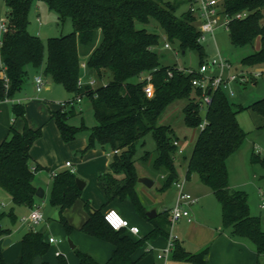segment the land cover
<instances>
[{
    "label": "trees",
    "instance_id": "1",
    "mask_svg": "<svg viewBox=\"0 0 264 264\" xmlns=\"http://www.w3.org/2000/svg\"><path fill=\"white\" fill-rule=\"evenodd\" d=\"M43 1L61 21L70 19L73 31L50 38L44 44L38 36L28 32L33 0H4L8 24L1 57L7 88L0 77V101L12 99L22 88L27 67L39 68L45 57L44 76L74 96L72 105L64 113L51 114L63 142L73 141L79 131L66 124V120L75 115L73 103L76 98L89 101L95 124L89 129L84 151L96 145L117 151L109 165L111 173L98 176L99 188L107 203L128 199L136 213L153 225L144 238L133 241L125 230L114 231L106 224L102 212L104 206L92 209L86 202L87 219L79 230L114 247L104 264H134L131 256L147 240L168 236V211L153 219L146 217L147 210L137 193V181L143 175L137 170L134 154L136 144L150 134L155 149L138 159L145 166L142 171L150 172L147 176L150 180L158 178L160 186L157 190L160 192L168 190L178 180L173 145L178 138L170 125L159 123L166 109L177 101L186 102L182 108L184 126L197 131L190 154L181 158L186 162L185 178L191 173L198 175L219 204L222 231L232 238L247 240L257 255V264H264L259 260L264 256V230L260 218L250 214L244 191L230 189L227 170V160L247 137L237 121V113L249 111L257 115L263 119L261 128L264 127V98L247 106H234L221 86L211 93L210 103L201 115L198 102L201 92L191 85L195 75L179 72L174 65H160L156 48L162 40L180 53L194 52L198 67L206 63L196 18L190 14L188 6L186 11L178 12L184 0ZM222 7L230 16L247 11L245 18L230 22V42L235 48L256 47L253 53L241 59L244 68L264 67V0H222ZM83 56H87L85 63ZM82 64L100 82L98 86H79ZM148 76L154 88L151 99L143 92ZM11 112L14 120L24 121V126L21 131L10 128L8 137L0 143V188L10 196L13 205L32 208L36 200L34 177L39 167L32 166L30 150L41 136V127H28L25 108L20 104H12ZM203 120L205 125L198 130ZM248 160L251 165L258 164L264 170V157L260 154L251 151ZM75 181V175L69 171L55 174L50 190V205L58 208L57 220L67 235L73 228L62 214L80 198L81 192ZM3 216L0 213V221ZM9 216L13 217L12 213ZM9 233L0 224V236ZM20 243L19 255L11 264H33L49 248L43 235L32 230L23 234ZM74 252L79 264H98L87 254L76 249ZM208 252L209 247H205L190 254L176 241L171 259L208 264ZM58 258L64 264L65 261ZM0 264H7L1 252Z\"/></svg>",
    "mask_w": 264,
    "mask_h": 264
},
{
    "label": "rangeland",
    "instance_id": "2",
    "mask_svg": "<svg viewBox=\"0 0 264 264\" xmlns=\"http://www.w3.org/2000/svg\"><path fill=\"white\" fill-rule=\"evenodd\" d=\"M188 1L190 0H184L178 10L179 13L187 10ZM7 13L8 9L4 4V0H0V17H6ZM28 20V32L31 35L38 36L44 44L50 38L61 37L73 31L71 20L65 19L61 21L57 13L50 10L43 0H33ZM197 27L198 22L196 24ZM98 40L99 38L97 37L96 44ZM163 44L164 41L162 40L161 45L156 48L161 66L174 65L194 70L198 68V58L194 52L180 53L172 46L171 50H165L163 49ZM201 45L204 48V62H210L219 55L238 70L244 68L240 63L241 59L253 53L256 48L254 46L233 47L228 31L223 28L216 29L213 36L207 34ZM45 58L43 64L36 70L32 67H27V76L24 79L21 91L12 99L1 101L8 110L11 109L12 104L15 102H20L27 111L29 125L32 127L43 125L41 136L34 143L31 150L34 159L43 167L34 178L36 186L45 189V196L35 200L37 202L35 205L40 207L42 219L37 224L28 225L23 223L22 219L29 216L33 207L29 208L25 205L14 206L10 196L0 188V213L4 215L0 224L9 230L11 234L10 240L13 243L16 241L20 242L25 230L29 229L34 232L44 233L45 237H52L58 243L50 245L48 248L46 257L50 258V262H56L54 252L58 247L64 246L65 250H61V253L67 259V262H70L71 259V262L78 264L75 252L69 248L68 244L69 241L73 243V233L67 235L63 226L57 221V217L53 218L52 216L55 209L50 205V190L53 179L51 173L59 174L71 171L76 179L87 184L82 191V196L86 197L96 186L97 177L103 172L104 166L109 160L108 154H111V149L96 145L94 148L84 151L87 145L89 129L95 124L93 110L86 98H81L80 102L73 103L75 115L66 120L68 126L79 129L75 139L68 143L61 140L55 121L49 119L46 105L48 103L53 107H57L55 112L62 114L67 109L61 108L59 104L72 102L74 96L61 85L52 83L44 76ZM86 58L87 56L82 57L83 63L86 62ZM243 70L259 72L261 75L254 82L252 80L245 85L233 83L227 88L223 87L229 103L234 106H247L264 98V67L244 68ZM35 76L43 79V84L40 85L41 87L37 91H34L36 84L33 80ZM80 78L83 84H88L91 80L93 81V87L100 84L94 75H92L91 79V74L87 69L81 70ZM185 105V101H177L171 104L161 116L159 123L172 127L181 144L185 143L187 146L185 155L188 156L197 136V131L188 129L183 124L182 108ZM39 108H44V111L40 113L37 111ZM201 115H204V112H201ZM236 117L247 137L238 151L227 160L228 184L231 190H240L247 194L250 214L260 218L262 229L264 230V209L259 208V194L264 195V170L258 164L251 165L248 160L251 151H255L260 154V157H264V127L261 128L263 119L249 111H240ZM154 149L155 144L150 134L136 144L134 160H137V170L143 177L147 178L151 174L149 171H142L145 166H142L138 159L146 152H153ZM67 162L71 165L68 169L65 166ZM178 163L184 165V162L181 158L176 160L178 181L184 182L183 191L198 199L199 203L195 208L197 207L203 214L209 215V220L212 222L215 221V215L219 214V204L215 196L200 181L196 173H191L188 178H185V172L180 169L181 167ZM153 181L154 186L151 189H143L144 192L138 189V193L145 209H156L158 213H161L170 206L176 192L171 187L163 194L157 190L160 186L158 178H154ZM112 203L123 212L129 224L132 223L133 218H140L143 223L147 224L144 221L145 219L136 213L130 201L115 200ZM11 212L13 217L9 216Z\"/></svg>",
    "mask_w": 264,
    "mask_h": 264
},
{
    "label": "crops",
    "instance_id": "3",
    "mask_svg": "<svg viewBox=\"0 0 264 264\" xmlns=\"http://www.w3.org/2000/svg\"><path fill=\"white\" fill-rule=\"evenodd\" d=\"M33 69L36 70V68H33ZM35 78H38V76L34 77V80H33L34 82H35ZM91 79H92V75H91ZM40 87H41L40 85L36 84V86L34 87V91L39 90ZM22 89H23V85H22L21 90ZM15 103L22 105L20 102H15ZM46 109H47V113L49 114V119L52 120L51 114L57 110V107H53L52 105L47 103ZM37 111L42 113L44 111V108L43 109L39 108ZM25 120H26L28 127L32 129H36L38 127H41L42 129L43 127V125L38 126V127H32L31 125H29L28 120H27L26 109H25ZM23 126H24V121L14 120L11 109L8 110L7 107L3 105V102L0 101V143L3 142L8 137L10 128H13L17 131H21ZM183 146H184V153L182 156H178L176 160H178V158H182L185 155L187 146L185 145V143H183ZM31 150H30V158H31L32 166L39 167L38 171H36L35 173V176H36V174L39 171H41L43 167L34 159V157L31 154ZM112 156H113V151H111V154H108L109 160L106 162L103 172L100 173L99 175L111 173L109 165H110ZM183 162H184V165H182L181 163L180 164L178 163V164L181 167L180 169H183L184 172H186V162L185 161ZM66 168L68 169L70 167H66ZM53 174H55V172L51 173V177H53ZM118 178L121 179V177H118ZM34 186L36 187V190L41 189L43 191V196H45V189H42L36 186L35 183H34ZM86 186L87 184L84 183V188H86ZM153 186H154V181H153ZM171 187L175 189L173 185ZM151 188H146L142 184L138 183L137 193H138V189H140L139 191L144 192L143 189L148 190ZM83 190H80L81 192L80 198L74 203V205L70 209H66L62 214L64 218L68 221V223L71 225V227L73 228L71 232L73 233L72 235L73 243L71 242V244L73 245V248H70V246L69 248L72 251L76 249L84 254H87L98 264H104L110 258L112 251L114 250V247L110 243L100 241L98 239L87 236L80 232L79 230L80 227L87 219V213L85 212L84 204L86 202L89 203L92 209H99L101 208V206H104L102 210L103 214L106 211L112 209L118 212L123 219L125 220L127 219L125 218V215L123 214V212L120 209H118L116 206H114L112 202L107 203V199L105 195L103 194V192L98 186V181L96 182V186H94V189H92L91 193H89L88 196L86 197L82 196ZM166 192L167 190L161 193L165 194ZM175 192L176 194L173 197V201H171L170 206L168 208H165L164 211H169L171 207L173 206L176 196H177L176 189H175ZM36 199H39V198H36ZM194 199H195V202L189 208L191 222H187L186 220H180L172 228H170V224H169L167 227V231H168L167 237L160 236L156 239L147 240L131 256V259L134 262V264H192L186 261H175L171 259L172 253L164 259L158 258V255L167 246L168 239L171 235H176L177 242L179 243V245L186 252L190 254H196L199 251H201L203 248L209 247V252H208V257H207L208 264H257V255L254 251L253 246L247 240L232 238L228 235L227 232L222 231L221 221H220V211L218 215H215L214 217L215 221L212 222L211 220H209V215L207 216V214L206 213L203 214L199 208L197 207L195 208V206L198 205L199 200L196 198ZM125 200H128V199H125ZM53 208L55 210L52 216L53 218L57 217L58 219V212H59L58 208L56 207H53ZM150 211H155L156 213L155 217L157 216V214H159L156 209L147 210V212H150ZM168 220H169V216H168ZM144 221L147 224L143 223L140 220V218H133L132 223L130 224L131 226L138 228L139 230L138 234L132 235L125 231V233L133 241H137L139 239L144 238L149 232L152 231L153 225L147 220H144ZM2 229H6V228L2 227ZM28 231H30V229L25 230L23 234H25ZM40 234L43 235L44 240L49 246L58 243L55 240L54 242L50 243L49 239H51L52 237H45L44 233H40ZM6 238L10 239L11 234L9 233L8 235L0 236V252L2 253L4 261L7 264H11L17 259L19 255L21 243L18 241L13 243L12 240H10V244H12L11 246L10 244H8L7 247L3 246L2 245L3 241ZM63 247L64 246L58 247L54 252V254L56 255L55 257L56 262H50L51 260L49 257H46L47 256V253H46L42 258H36L33 264H41L42 262H45L47 264H61V262H59L58 256H60L61 260L65 261L64 264H75V262H71V259H70V262H67V259L61 253V250L63 249L65 250V248ZM259 260L261 261V263H264V256L260 257ZM77 263L79 264L78 259H77Z\"/></svg>",
    "mask_w": 264,
    "mask_h": 264
},
{
    "label": "built area",
    "instance_id": "4",
    "mask_svg": "<svg viewBox=\"0 0 264 264\" xmlns=\"http://www.w3.org/2000/svg\"><path fill=\"white\" fill-rule=\"evenodd\" d=\"M188 11L191 15L196 18L198 22L197 31L199 33V42L205 40L207 34L213 33L216 29L223 28L226 31L229 30V24L232 20H241L247 16V11H240L232 16L224 13L222 7V0H190L188 4ZM8 19L7 17H0V77L4 81V85L7 88V79L5 75V67L2 62L1 57V47L3 43V35L7 30ZM163 49L171 50V45L168 42H164ZM81 67L85 69V64H82ZM176 70L184 74H193L195 78L191 79V85L198 89L201 94L199 97V106L200 111L204 112L207 105L210 103V95L219 87H228L233 83L244 85L250 83L252 80H256L260 77L261 73L259 72H248L244 70H238L233 68V66L227 60L223 59L221 56L213 58L210 62H206L199 66L197 69H188L184 67L175 66ZM171 77V72L168 73ZM146 84L143 88V92L147 99H151L154 95V88L151 85V77L148 76L146 79ZM35 84L42 85L43 80L41 78H35ZM83 82L81 78L79 79V86ZM90 85H93L91 80ZM9 99H4L8 101ZM81 98L77 97L75 102H80ZM71 102H66L59 104L61 108H68L71 106ZM205 120L199 125L198 130H202L205 125ZM173 145L176 148L175 158L182 156L184 153V146L179 140H175ZM257 153V152H255ZM113 154H117V151H114ZM259 154V153H258ZM66 167H71L69 163L65 164ZM55 174H53L54 176ZM174 188L177 191V196L175 202L171 209L168 211L169 214V224L172 228L178 221L186 220L191 222V216L189 212L190 206L195 202V199L189 194H186L184 189V182H179L178 180L173 183ZM259 208L264 209V195L261 193ZM42 219V213L39 206L34 205L29 216L22 219L23 223L26 224H37ZM103 219L106 224L114 231L125 230L127 233L136 235L139 230L137 227L131 226L129 222L123 219L118 212L115 210H108L103 214ZM177 241L176 235H171L168 239L167 246L162 250L158 255L159 259H164L171 254L174 243ZM49 242H54V239H49Z\"/></svg>",
    "mask_w": 264,
    "mask_h": 264
},
{
    "label": "water",
    "instance_id": "5",
    "mask_svg": "<svg viewBox=\"0 0 264 264\" xmlns=\"http://www.w3.org/2000/svg\"><path fill=\"white\" fill-rule=\"evenodd\" d=\"M76 186L79 190H83L84 188V183L78 179H76ZM138 183L142 184L143 186H145L146 188H151L153 186V181L150 180L149 178L146 177H142L139 178ZM35 197L41 199L43 197V191L41 189H37L36 193H35ZM156 215L155 211H150L146 213V217L149 219L154 218ZM8 244H10V239L6 238L3 241V246H7ZM69 246L70 248H73V245L71 244V242L69 241Z\"/></svg>",
    "mask_w": 264,
    "mask_h": 264
}]
</instances>
